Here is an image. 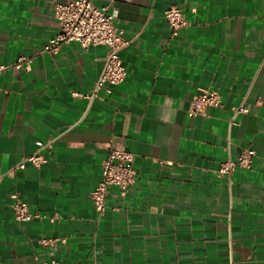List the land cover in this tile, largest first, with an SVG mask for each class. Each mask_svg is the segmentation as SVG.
<instances>
[{
	"label": "crops",
	"instance_id": "0c3cea01",
	"mask_svg": "<svg viewBox=\"0 0 264 264\" xmlns=\"http://www.w3.org/2000/svg\"><path fill=\"white\" fill-rule=\"evenodd\" d=\"M65 1L0 0V65L32 57L0 80V264H264V0H95L131 42L126 79L92 99L105 46L43 51ZM171 5L187 20L173 37ZM203 90L221 105L193 115ZM114 144L136 182L99 216ZM249 148L250 168L219 175ZM37 151L45 163L18 166ZM14 192L47 217L17 220Z\"/></svg>",
	"mask_w": 264,
	"mask_h": 264
},
{
	"label": "built area",
	"instance_id": "2783aa9c",
	"mask_svg": "<svg viewBox=\"0 0 264 264\" xmlns=\"http://www.w3.org/2000/svg\"><path fill=\"white\" fill-rule=\"evenodd\" d=\"M111 1V0H110ZM55 17L59 24L58 33L52 37L43 51L57 53L65 43L79 42L85 49L92 45H103L107 48V57L104 68L97 81V87L92 99L100 89L111 92V87L122 83L127 77V69L120 56V51L126 48L131 40L124 36L123 30L116 27L114 19L116 13L109 4H96L95 0H67L55 4ZM165 18L172 29V37L179 29L187 24L183 11L176 5H171L165 11ZM32 57L21 56L10 64L0 65V80L2 74L9 69H31ZM77 93H75L76 95ZM221 105L220 94L215 90H203L192 101L191 113L199 115L205 113L208 107ZM246 111L244 107L235 109V112ZM255 150L252 148L242 151L237 158H228L220 163L219 175H232L237 168H250L253 163ZM45 155L37 151L25 157L18 164L24 168L27 163L40 166L45 163ZM135 155L123 147L114 144L107 157L102 161V179L90 193L95 210L103 215L107 207L109 190L115 186L122 196L136 182V170L133 163ZM12 210L19 221H29L33 218H46L47 215L39 211H32L18 192L12 193ZM52 219L55 217L52 216ZM41 264H57L55 260L44 261Z\"/></svg>",
	"mask_w": 264,
	"mask_h": 264
}]
</instances>
